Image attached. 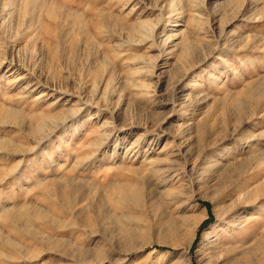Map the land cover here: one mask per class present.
<instances>
[{"label":"rangeland","instance_id":"obj_1","mask_svg":"<svg viewBox=\"0 0 264 264\" xmlns=\"http://www.w3.org/2000/svg\"><path fill=\"white\" fill-rule=\"evenodd\" d=\"M0 264H264V0H0Z\"/></svg>","mask_w":264,"mask_h":264},{"label":"bare ground","instance_id":"obj_2","mask_svg":"<svg viewBox=\"0 0 264 264\" xmlns=\"http://www.w3.org/2000/svg\"><path fill=\"white\" fill-rule=\"evenodd\" d=\"M57 128V127H56ZM52 132V131H51ZM241 222H242V219L241 218H238L237 220H236V224H234L235 226L234 227H238L240 224H241ZM247 222V221H246ZM245 223V222H244ZM220 231V230H219ZM223 230H221L220 232H217L216 233V235H215V237H217V236H219V235H225L226 234V232H222ZM207 237H209V239H210V236H209V234L208 235H206V238ZM213 243H215V241L214 242H212L211 244H213Z\"/></svg>","mask_w":264,"mask_h":264}]
</instances>
